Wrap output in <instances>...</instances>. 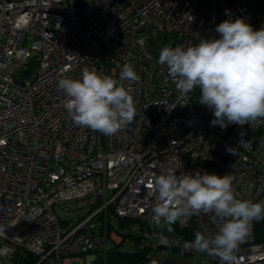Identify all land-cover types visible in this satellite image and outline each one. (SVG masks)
I'll use <instances>...</instances> for the list:
<instances>
[{
	"label": "built area",
	"instance_id": "obj_1",
	"mask_svg": "<svg viewBox=\"0 0 264 264\" xmlns=\"http://www.w3.org/2000/svg\"><path fill=\"white\" fill-rule=\"evenodd\" d=\"M237 18L264 27V0H0V264H91L113 248L136 255L130 264H222L185 246L218 231L212 213L173 225L170 244L156 238L147 185L199 170L264 201V121L213 126L199 89L182 95L157 62L163 47L219 38L216 26ZM125 64L139 76L124 82L133 121L113 136L74 125L57 81L85 67L118 78ZM236 255L264 264V219Z\"/></svg>",
	"mask_w": 264,
	"mask_h": 264
},
{
	"label": "clouds",
	"instance_id": "obj_2",
	"mask_svg": "<svg viewBox=\"0 0 264 264\" xmlns=\"http://www.w3.org/2000/svg\"><path fill=\"white\" fill-rule=\"evenodd\" d=\"M215 31L219 38L163 47L157 62L167 67L182 95L199 89V104L212 109L213 126L224 129L228 124L264 121V27L254 30L245 19L237 18L221 22ZM125 81H139L131 64L123 65L118 78L85 67L79 78L62 76L57 88L66 97L64 108L74 125L113 136L136 115L134 98ZM245 143L240 140L241 146ZM228 151L238 154L234 148ZM176 172L170 169L153 174L147 185L148 195L156 201L150 217L152 227L159 229L156 238L170 244L164 232H174L173 225L183 224L193 215L212 213L218 231H197L185 246L219 258L222 264H237L236 253L250 234L252 222L264 219V201L238 197L229 175L197 170L178 176Z\"/></svg>",
	"mask_w": 264,
	"mask_h": 264
},
{
	"label": "trees",
	"instance_id": "obj_3",
	"mask_svg": "<svg viewBox=\"0 0 264 264\" xmlns=\"http://www.w3.org/2000/svg\"><path fill=\"white\" fill-rule=\"evenodd\" d=\"M136 255L113 248L104 256H98L91 264H130L136 261ZM35 259L31 255L15 256V264H33Z\"/></svg>",
	"mask_w": 264,
	"mask_h": 264
},
{
	"label": "rangeland",
	"instance_id": "obj_4",
	"mask_svg": "<svg viewBox=\"0 0 264 264\" xmlns=\"http://www.w3.org/2000/svg\"><path fill=\"white\" fill-rule=\"evenodd\" d=\"M26 66L24 65L23 66V69L25 68ZM34 66L31 67V69L33 70ZM31 79L34 78V73L32 71V74H31ZM85 260V257L84 258H77L76 260L73 261V264H81L83 261Z\"/></svg>",
	"mask_w": 264,
	"mask_h": 264
}]
</instances>
